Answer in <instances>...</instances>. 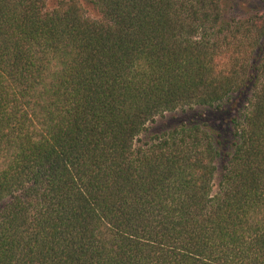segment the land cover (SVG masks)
Listing matches in <instances>:
<instances>
[{"label": "trees", "instance_id": "16d2710c", "mask_svg": "<svg viewBox=\"0 0 264 264\" xmlns=\"http://www.w3.org/2000/svg\"><path fill=\"white\" fill-rule=\"evenodd\" d=\"M0 0V264H264V0ZM245 106L222 142L166 114Z\"/></svg>", "mask_w": 264, "mask_h": 264}, {"label": "rangeland", "instance_id": "374dc122", "mask_svg": "<svg viewBox=\"0 0 264 264\" xmlns=\"http://www.w3.org/2000/svg\"><path fill=\"white\" fill-rule=\"evenodd\" d=\"M84 6L88 16L95 17V12L90 8L86 0H79ZM245 106L233 103H228L223 106L222 109H202L195 108L193 110H187L184 112H177L176 114H166L163 117L156 119L154 123L149 124L150 131L144 133L141 137V141H147L151 134L155 132H162L169 129L174 124L190 121L205 123L208 130L212 133L215 139L220 140L222 144L223 157L218 162V171L215 176V188L218 190V184L222 175V166L227 162L226 155L230 152V148L233 145V123L232 119L237 115H241L244 112Z\"/></svg>", "mask_w": 264, "mask_h": 264}]
</instances>
